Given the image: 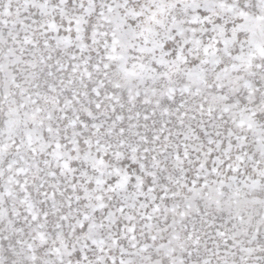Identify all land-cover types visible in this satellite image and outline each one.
Segmentation results:
<instances>
[{"label": "snow or ice", "instance_id": "obj_1", "mask_svg": "<svg viewBox=\"0 0 264 264\" xmlns=\"http://www.w3.org/2000/svg\"><path fill=\"white\" fill-rule=\"evenodd\" d=\"M0 264H264V0H0Z\"/></svg>", "mask_w": 264, "mask_h": 264}]
</instances>
